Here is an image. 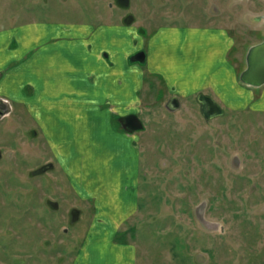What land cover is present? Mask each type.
Instances as JSON below:
<instances>
[{
	"label": "rangeland",
	"instance_id": "1",
	"mask_svg": "<svg viewBox=\"0 0 264 264\" xmlns=\"http://www.w3.org/2000/svg\"><path fill=\"white\" fill-rule=\"evenodd\" d=\"M124 13L137 16L145 36L160 25L181 33L227 27L236 39L230 58L241 73L249 46L264 35V0H132L130 6L119 0H0V30L34 21L117 20ZM9 44L0 48L8 62L0 79L7 83L15 80L9 76L16 65L32 62L30 51L10 61V50L20 45ZM30 73L21 79L28 86L25 100L11 84H0L1 94L16 96L11 116L0 119V264H264V111L224 110L207 119L199 95L174 110L154 79L152 96L146 88L139 93V104L150 107L138 110L144 126L129 129L141 153L140 208L114 214L108 225L95 217L97 200L88 197L93 183L82 196V174L63 161L61 141L69 134L51 131L41 100L29 93ZM257 87L264 94V86ZM48 162L53 166L41 171Z\"/></svg>",
	"mask_w": 264,
	"mask_h": 264
},
{
	"label": "crops",
	"instance_id": "2",
	"mask_svg": "<svg viewBox=\"0 0 264 264\" xmlns=\"http://www.w3.org/2000/svg\"><path fill=\"white\" fill-rule=\"evenodd\" d=\"M124 16L107 21H34L0 30V48L10 47L13 39L20 45L10 50V61L18 56L21 59L28 51L32 57L31 64L20 62L21 67H14L9 76L14 81L7 83L1 77L0 84H11V89L24 94L20 100H25L28 86L25 88L21 79L25 71L31 72L29 93L34 100H41L51 131L69 134L61 141L67 152L63 161L72 165L78 176L82 174L81 195L93 191L88 197L97 200L95 217H103L107 223H115L116 213L140 208L141 153L131 130L119 119L131 114L140 117L138 110H150L139 104V93L146 88L152 96L154 79H160L165 93L177 96L180 103L205 93L226 111H264V94H257V86L240 80L241 72L230 58L236 39L227 27L193 26L181 33L182 28L160 25L145 36L136 15L129 20ZM263 39L260 35L258 41ZM138 50L145 51L146 62L132 60ZM5 58L6 53L0 52L1 69L8 63ZM2 97L11 104L12 97L16 98L0 91ZM39 112V106L34 107L33 113L39 116ZM121 177L123 185L119 187ZM87 184L90 190L85 189ZM102 221L100 225H106Z\"/></svg>",
	"mask_w": 264,
	"mask_h": 264
},
{
	"label": "water",
	"instance_id": "3",
	"mask_svg": "<svg viewBox=\"0 0 264 264\" xmlns=\"http://www.w3.org/2000/svg\"><path fill=\"white\" fill-rule=\"evenodd\" d=\"M144 56V55H143ZM241 80L252 86L264 85V39L254 45H252L247 53V67L242 71L240 75ZM173 100V101H172ZM173 105H168L171 109H177L180 107V101L172 98ZM198 100L201 103V109L207 119L213 118L219 114L224 113V109L216 102L210 95L200 94ZM125 120L129 123L125 125L128 129H140L144 126L140 117L136 114H131L125 117ZM50 165H44L41 171L46 170ZM52 203V202H51ZM79 210L74 209L72 214L74 220L78 219Z\"/></svg>",
	"mask_w": 264,
	"mask_h": 264
},
{
	"label": "flooded vegetation",
	"instance_id": "4",
	"mask_svg": "<svg viewBox=\"0 0 264 264\" xmlns=\"http://www.w3.org/2000/svg\"><path fill=\"white\" fill-rule=\"evenodd\" d=\"M120 2H122L123 4H126L128 6L131 5L132 0H119ZM113 4V3H112ZM125 14V13H124ZM134 13H126V15L124 16V20H129L132 19L131 17H133ZM140 32H142V30H140ZM144 55V56H143ZM132 60H134L135 62H141L144 63L146 62V53L144 50H138L136 51L133 55H132ZM178 99L179 98L177 96L172 95L168 101V105L172 106V98ZM172 100V101H171ZM180 101V100H179ZM169 107V106H168ZM180 107H181V103H180ZM179 107V108H180ZM13 113L12 111V105L10 103V101L6 98H0V119L6 118L8 116H11V114ZM123 126L127 125L129 122L126 121L125 119H121ZM1 152V151H0ZM1 155V153H0ZM47 165L53 166V164L50 162L47 163Z\"/></svg>",
	"mask_w": 264,
	"mask_h": 264
}]
</instances>
